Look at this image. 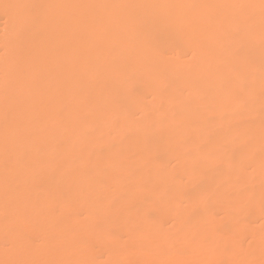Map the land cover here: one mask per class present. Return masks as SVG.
Instances as JSON below:
<instances>
[{
    "label": "bare ground",
    "instance_id": "obj_1",
    "mask_svg": "<svg viewBox=\"0 0 264 264\" xmlns=\"http://www.w3.org/2000/svg\"><path fill=\"white\" fill-rule=\"evenodd\" d=\"M0 1V264L264 260V0Z\"/></svg>",
    "mask_w": 264,
    "mask_h": 264
},
{
    "label": "rangeland",
    "instance_id": "obj_2",
    "mask_svg": "<svg viewBox=\"0 0 264 264\" xmlns=\"http://www.w3.org/2000/svg\"><path fill=\"white\" fill-rule=\"evenodd\" d=\"M8 4H9V2H8ZM1 8H2V4H1V1H0V39H1V37H2V35H1V34H2V30L5 29V27H6V25H7V22H9V21H8V20H9V17L6 18V15H4V14L1 13ZM0 50H1V49H0ZM1 52H2V50H1ZM1 73H3L2 70H0V77L2 76ZM262 204H264V201L262 202ZM59 213L61 214V212H58V214H59ZM60 214H59V215H60ZM45 216H47V218H46ZM45 216L42 218V221L39 220V222H37V221H38V220H37V221H36L37 223L35 222V226H38V228H39L41 225L43 226L44 223H45L44 227H45L46 229L49 228L48 225H49V222H50V221H49V218H48V213H46ZM44 218H46L49 222H48L46 219H45V220H46V221H45ZM247 219H249V218H247ZM43 220H44V221H43ZM47 222H48V225H47ZM36 224H39L40 226H39V225H36ZM47 226H48V227H47ZM24 228H25V227H24ZM40 228H41L40 232H39V231H36V235H37V233H38L37 236H40L41 232L44 233V231L46 230V229H44V231H42L43 228H42V227H40ZM36 230H38V229H36ZM21 231H22V229L20 230V232H21ZM23 232L25 233L24 235H26V232H27L26 228L22 231V235H23ZM27 233H30V231L27 232ZM39 233H40V234H39ZM45 234H46V233H45ZM45 234H43V235L41 234L40 237L43 238V236H44ZM54 235L56 236L55 239L58 240L59 236H57L56 234H53V235L51 236V238L53 239V238L55 237ZM53 236H54V237H53ZM245 237H247V236L245 235ZM245 237H244V238H245ZM52 239H51V240H52ZM55 239H54V240H55ZM186 239H187V237H186ZM246 239H248V238H245V240H246ZM6 240H7L6 238H1V239H0V246H1L2 248L4 247V248H3V249H4V253L7 252V254H8L9 256H12V255L14 254V251H15V250H14L13 248H10V246H8V242H7ZM54 240H53V242H54ZM58 241H59V240H58ZM60 241H61V240H60ZM4 242H5V243H4ZM60 243L62 244L63 241L60 242ZM64 243H65V241H64ZM64 243H63L62 245H64ZM259 243H260V241H259ZM61 244H60V245H61ZM101 245L103 246V247H102L101 254H100L102 257H99L100 255L97 256V254H96V255H94V259H96L97 257H98L97 259H99V258L102 259V258H103V261L106 262V259H104V258H106L107 255L111 256L110 258H112V254L114 255V253L117 251L118 247H112L110 244H101ZM106 245H107V246H106ZM259 245H260V246L263 245V246H262V250H263V247H264V236H263V241H261V243H260ZM259 245H256V248H257ZM27 246H28V245H26V246L24 247L25 252H26V249H27L26 247H27ZM260 246H259V247H260ZM104 247H105V248H104ZM108 247H109V248H108ZM107 248H108V249H107ZM6 249H7V250H6ZM104 249H105V250H104ZM106 249H107V250H106ZM115 249H116V251L114 252ZM258 249H259V248H258ZM258 249H257V250H258ZM257 250H256V251H257ZM259 250L261 251V252H259L260 254H261V253L264 254V250H263V251H262L261 249H259ZM259 250H258V251H259ZM12 251H13V252H12ZM105 251H107L108 254H107ZM112 251H113V252H112ZM258 251H257V252H258ZM15 252H16V251H15ZM103 252H104V253H103ZM110 252H112V253H110ZM11 253H12V254H11ZM7 254H5V255H7ZM10 254H11V255H10ZM263 254H262V257H258V258H260V259L263 258V256H264ZM176 255H177V254H176ZM212 255H213V254H211V256H212ZM216 255H217V254H216ZM95 256H96V257H95ZM175 257H177V256H175V254H174V255H171V257L168 258V259H169V260H168L169 262H168L167 264H170V262H172V261L174 260ZM172 258H173V260H172ZM212 258H215V253H214V255H213ZM57 259H59V258H56L55 261H56ZM60 259H61V258H60ZM94 259H93V256H92V259L89 258L88 261H89V262H90V261H91V262H94V261H92V260H94ZM51 260L53 261V262L51 261L52 263L50 262V260H45L42 264H45V263H46V264H48V263H49V264H54V262H55L54 259H51ZM249 260H250V261H249ZM254 260H255V262H256L257 258H248V261L246 260L247 262H246V261L244 262V260H243V262H242L241 264H253ZM258 260H259V259H258ZM258 260H257V261H258ZM58 261H59V260H58ZM108 261H109V258H108ZM108 261H107V262H108ZM262 261H264V260H261V261H258V262H261V264H264ZM144 262H145V263H144ZM144 262H143L144 264H149L150 261H149V260H146V261H144ZM250 262H251V263H250ZM204 263H206V262H204ZM208 263H209V262H208ZM208 263H206V264H208ZM233 264H235V263H233ZM254 264H256V263H254ZM257 264H258V263H257Z\"/></svg>",
    "mask_w": 264,
    "mask_h": 264
}]
</instances>
